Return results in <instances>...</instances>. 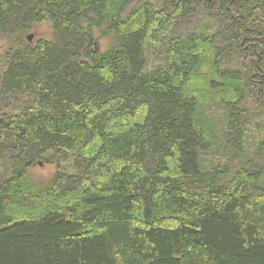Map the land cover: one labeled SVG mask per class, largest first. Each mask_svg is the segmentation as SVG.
Listing matches in <instances>:
<instances>
[{
    "label": "trees",
    "instance_id": "16d2710c",
    "mask_svg": "<svg viewBox=\"0 0 264 264\" xmlns=\"http://www.w3.org/2000/svg\"><path fill=\"white\" fill-rule=\"evenodd\" d=\"M0 40V264H264V0H0Z\"/></svg>",
    "mask_w": 264,
    "mask_h": 264
},
{
    "label": "rangeland",
    "instance_id": "374dc122",
    "mask_svg": "<svg viewBox=\"0 0 264 264\" xmlns=\"http://www.w3.org/2000/svg\"><path fill=\"white\" fill-rule=\"evenodd\" d=\"M27 34L33 35V39L31 41L32 44L40 39L48 40L52 37V26L48 22L36 24L30 29V31ZM93 34L96 39L97 48L100 51H105L107 47L110 45L111 39L108 37H100L99 32L96 29L94 30ZM7 47H8L7 42L5 40H0V68L3 66L5 50L7 49ZM213 112H214L213 115L216 116L217 115L216 112L215 111ZM218 127H220L219 124ZM57 158L59 159L61 157H57ZM207 162H211V161H207ZM56 164H58L59 167L67 168V169H71L72 166V162L69 160L59 159V162L54 164H47L42 161H37L34 163V165L31 168L27 170V174L33 182L45 183L54 174L56 170L55 167ZM70 172H72V170H70ZM10 174H11V170L9 167V163L0 159V179L8 177L10 176Z\"/></svg>",
    "mask_w": 264,
    "mask_h": 264
},
{
    "label": "water",
    "instance_id": "95a60500",
    "mask_svg": "<svg viewBox=\"0 0 264 264\" xmlns=\"http://www.w3.org/2000/svg\"><path fill=\"white\" fill-rule=\"evenodd\" d=\"M32 39H33V35H32V34L27 35L26 40H27L29 43H31Z\"/></svg>",
    "mask_w": 264,
    "mask_h": 264
},
{
    "label": "bare ground",
    "instance_id": "6f19581e",
    "mask_svg": "<svg viewBox=\"0 0 264 264\" xmlns=\"http://www.w3.org/2000/svg\"><path fill=\"white\" fill-rule=\"evenodd\" d=\"M27 37V36H26Z\"/></svg>",
    "mask_w": 264,
    "mask_h": 264
}]
</instances>
